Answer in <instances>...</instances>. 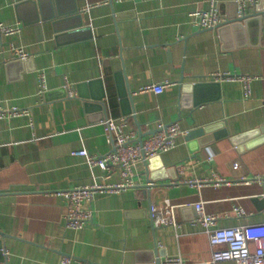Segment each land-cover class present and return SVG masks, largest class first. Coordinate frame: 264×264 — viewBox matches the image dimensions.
Returning a JSON list of instances; mask_svg holds the SVG:
<instances>
[{"label": "crops", "instance_id": "crops-1", "mask_svg": "<svg viewBox=\"0 0 264 264\" xmlns=\"http://www.w3.org/2000/svg\"><path fill=\"white\" fill-rule=\"evenodd\" d=\"M242 1L253 10L249 0H0V22L19 27L0 34V107L28 111L0 118V233L9 264H64L62 256L67 264H154V248L161 260L183 255L199 264L211 257L202 224L192 222L199 198L221 215L219 226L264 222V28L220 37L192 15L213 5L226 21ZM10 45L29 56L19 60ZM216 71L255 75L250 93L239 80L213 79ZM165 80L171 84L160 92L141 90ZM180 81L201 85L183 93ZM123 116L137 134L161 121L185 133L138 162L136 185L83 201L91 222L66 227L59 190L119 179L70 151L108 152L104 121ZM204 126L213 128L186 137ZM166 199L177 226L151 220V205Z\"/></svg>", "mask_w": 264, "mask_h": 264}, {"label": "built area", "instance_id": "built-area-1", "mask_svg": "<svg viewBox=\"0 0 264 264\" xmlns=\"http://www.w3.org/2000/svg\"><path fill=\"white\" fill-rule=\"evenodd\" d=\"M122 1V0H117ZM256 3L257 0H249ZM246 1H242L239 5L238 16L242 15ZM195 24L199 28H210L225 21L220 17L218 11L213 5L207 10H195ZM19 30L18 26L7 25L0 22V34H11ZM10 51L17 58L25 59L29 53L22 46L16 47L10 45ZM43 76V75H41ZM215 80H239L243 83V92L247 96L250 93V81L255 75H244L232 72L216 71L212 73ZM169 81H160V83H151L145 85L142 89H149L160 92L165 86L170 85ZM69 96L75 94L74 89L67 84ZM44 88L41 87V91ZM20 115L27 113V110L12 107L5 109L0 107V118L6 113ZM105 124L113 147L106 153H90L86 148H74L70 151L73 156L79 155L85 158L89 168L99 167L103 170L102 176L109 179L113 174H117L119 179L110 183H100L96 180L91 184L75 185L71 188L59 190L66 200V210L63 215V222L66 227L77 229L82 228L92 221V210L82 206L83 201L93 200L95 194L106 193L110 191H119L126 189L128 186L137 184L136 176L138 175L137 164L140 161L160 155L162 152L176 146V138L179 134L185 133L177 122H159L156 130L144 136L142 142L136 141L138 137L137 131L128 126L129 119L126 116L116 120L108 117ZM238 162H233V167H237ZM94 178L96 175H93ZM221 179V177H218ZM202 180H189L190 184L197 185ZM166 205L156 207L151 205L150 216L155 226L164 224H172L177 226L179 223L176 218V205L166 199ZM196 211L195 217L192 219L194 224L201 223L207 237L209 238L210 254L209 259L200 260L199 264H264V222L251 223V225H233L231 227H223L217 225L218 213H208L205 210V202L198 199L194 202ZM239 213H243L242 209H238ZM61 263L67 264L71 259L67 256L61 257ZM161 264H187L186 258L182 255L168 256L161 260Z\"/></svg>", "mask_w": 264, "mask_h": 264}, {"label": "water", "instance_id": "water-1", "mask_svg": "<svg viewBox=\"0 0 264 264\" xmlns=\"http://www.w3.org/2000/svg\"><path fill=\"white\" fill-rule=\"evenodd\" d=\"M74 12L77 10V8L73 9ZM77 14L78 17V26H83V20L81 19V14ZM44 18V17H42ZM40 17H36V20H39ZM264 0H260L259 2L254 3L253 6V10L252 11H247L245 10V12L238 16L237 12L231 14L228 19L226 21H223L217 25H215L213 28H216L218 30V33L220 35V37L223 36V34L228 31L229 29L233 30L235 33L237 32H241V31H245L246 28H248V30L250 28H254L253 30H257L258 33L261 32L264 28ZM54 26V30L56 31V27H55V22L53 24ZM19 60H22V58H20ZM201 85V84H186L183 81H180L179 83V88L181 92H188L189 90H192L193 88H195L196 86ZM127 96L128 98L131 97V92L130 90L127 91ZM99 101V100H97ZM100 103L103 105L102 101H100ZM214 126V124H213ZM213 126H204V127H197L196 129H192L190 131L187 132L186 137L188 139H193L196 138V136L198 135H204L205 131H208L209 129L213 128ZM155 130L152 131H148V132H142L141 129H139L138 131V137L136 138V141L138 142H142L143 138L145 135L149 134V133H153ZM155 157V156H154ZM153 158V157H152ZM150 179H147L148 182ZM147 185L150 186H154L155 183H148ZM5 235L0 233V263L2 264H9V261L6 260V256H5V250H4V243H2V239ZM153 255L154 257V264H161V259L160 256H158V249L154 248L153 250Z\"/></svg>", "mask_w": 264, "mask_h": 264}]
</instances>
